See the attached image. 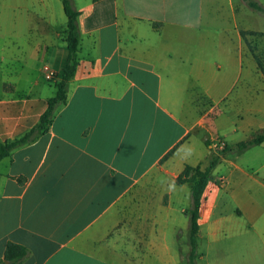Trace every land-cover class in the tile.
I'll return each instance as SVG.
<instances>
[{"label":"crops","instance_id":"crops-1","mask_svg":"<svg viewBox=\"0 0 264 264\" xmlns=\"http://www.w3.org/2000/svg\"><path fill=\"white\" fill-rule=\"evenodd\" d=\"M73 1L81 42L66 103L47 132L0 162V259L13 242L30 252L21 264H188L179 208L191 189L174 198V179L152 175L162 164L188 174L219 147L207 141L235 146L264 133L248 17L241 25L234 0ZM15 13L0 6L1 141L39 124L68 54L47 23L33 55L32 26ZM209 107L224 110L210 120ZM198 243L202 264H264V143L213 170Z\"/></svg>","mask_w":264,"mask_h":264},{"label":"trees","instance_id":"trees-1","mask_svg":"<svg viewBox=\"0 0 264 264\" xmlns=\"http://www.w3.org/2000/svg\"><path fill=\"white\" fill-rule=\"evenodd\" d=\"M61 3L64 14L67 18V26L64 35L68 54L66 64L59 79L58 76H54V79H58L55 83L57 89L56 94L48 100V108L35 128L15 141H1L0 139V162L9 157L14 149L34 141L39 134L47 132L58 108L66 103L69 82L74 77L79 66L78 54L81 42L79 28L80 12L76 9L73 0H61ZM244 3L251 10L264 16V6L258 0H244ZM250 34L254 35L256 33ZM245 35L246 33L242 32V36L244 37ZM256 61L258 66H260L258 58H256ZM261 71L264 73V70L261 69ZM182 143L183 141H180L176 145V148ZM262 143H264V133L255 136L251 140L242 141L235 146L223 144L222 147H217L216 150H211L208 156V166L204 170H202L200 166H197L194 169V172L187 177L186 182L191 189V204L189 209L185 211V215L189 219L188 244L190 251L187 256L188 264H202V254L199 251L198 243L200 233V213L206 190L212 181L213 170L220 164L222 157L229 152L236 150L238 154H243L250 148L261 145ZM206 144L210 145L208 141ZM29 253V250L25 246L9 242L6 246L4 259H0V264H5L4 260H8L10 264H21L29 256Z\"/></svg>","mask_w":264,"mask_h":264},{"label":"rangeland","instance_id":"rangeland-1","mask_svg":"<svg viewBox=\"0 0 264 264\" xmlns=\"http://www.w3.org/2000/svg\"><path fill=\"white\" fill-rule=\"evenodd\" d=\"M258 1L261 2L264 6V0H258ZM227 3L228 1L226 0L225 4ZM8 4L10 5L13 4L16 6L15 18L17 20H24L25 22L30 23L32 26L31 46H32L33 55H34V50H37V48L41 47L42 39H45L44 43L46 42V34H43V31H46L45 26L47 25V23L54 24V26L57 28H55L53 31L57 32L60 35V37L65 38L64 32L67 26V18L64 14L61 0H0L1 7L2 6L5 7V5H8ZM246 8L247 6L244 5L243 0H234V10H235L236 19L242 25V23L247 22L246 19L248 17L247 26L248 28L253 29V33H256L250 36L249 45L253 52L255 61H256V58L259 59V62H260V66H258L259 69L264 70V16L253 10L252 11L249 10V14H248V12L243 11V9H246ZM216 14L217 13H214V15L212 16L214 18V21L218 20L215 17ZM225 14L226 16L231 15L230 21L233 19L231 9H229L228 11H225ZM49 32L51 31L49 30ZM36 59L37 58L32 60L33 69H34V66H38L39 64V62ZM48 85L50 87H53L50 84ZM223 110L224 109H221L219 107L217 108L214 107L213 109L209 107L208 108V119L215 120L219 116V114L223 113ZM205 137H206L205 135L201 136L203 142L205 140ZM194 142L197 144V146L199 145L201 146L199 136H196ZM209 143L213 145L216 144L217 146H221L223 144V142L220 140L209 141ZM208 156H207V161L202 162L199 165L202 170H204L208 166V163H209ZM162 165L158 171L154 172V174L152 175V178L160 182L161 185L167 183L168 180L174 179L175 183H171L169 185V188L175 191L173 192V197L177 199L186 198L188 196V193L187 192L183 193V191H187L188 187L190 189V186L186 182V179L191 173L194 172L195 167L192 168L187 174V170L185 172L183 169H178L177 166L173 167L172 171H167L169 167L168 166L162 167ZM148 179L151 181V178H148ZM184 187H186L187 189ZM139 190L145 191L146 189H144L143 187ZM162 191L163 189L161 188L160 192ZM147 199H148L147 200L148 202L147 204L145 203V209H144L145 212L149 211L150 210L149 207L151 206L149 202L150 197H147ZM189 204H190V201L189 199H187L185 202V206H188ZM185 206H180L179 208L180 214H183V213L185 214V211L189 209V208L186 209ZM126 222L129 224L128 227L130 228L134 226L135 220L127 219ZM185 233H186L185 237H183L182 239H184V241L188 243V237H189L188 229L187 231L185 230Z\"/></svg>","mask_w":264,"mask_h":264},{"label":"built area","instance_id":"built-area-1","mask_svg":"<svg viewBox=\"0 0 264 264\" xmlns=\"http://www.w3.org/2000/svg\"><path fill=\"white\" fill-rule=\"evenodd\" d=\"M48 72V71H47ZM46 79L47 80H49V81H53L54 80V76L51 74V73H47L46 74ZM221 145V144H220ZM223 146V144L221 145V146H219V147H222Z\"/></svg>","mask_w":264,"mask_h":264},{"label":"water","instance_id":"water-1","mask_svg":"<svg viewBox=\"0 0 264 264\" xmlns=\"http://www.w3.org/2000/svg\"><path fill=\"white\" fill-rule=\"evenodd\" d=\"M4 263H5V264H9V262H8V261H5Z\"/></svg>","mask_w":264,"mask_h":264}]
</instances>
